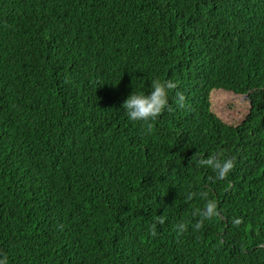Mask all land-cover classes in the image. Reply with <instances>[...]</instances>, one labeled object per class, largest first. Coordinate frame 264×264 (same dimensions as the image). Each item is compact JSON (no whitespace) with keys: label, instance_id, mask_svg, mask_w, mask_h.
Here are the masks:
<instances>
[{"label":"trees","instance_id":"16d2710c","mask_svg":"<svg viewBox=\"0 0 264 264\" xmlns=\"http://www.w3.org/2000/svg\"><path fill=\"white\" fill-rule=\"evenodd\" d=\"M157 79L168 105L132 121L123 102ZM212 90H252L243 118ZM195 154L235 166L217 179ZM0 254L264 264V0H0Z\"/></svg>","mask_w":264,"mask_h":264},{"label":"clouds","instance_id":"9594fccd","mask_svg":"<svg viewBox=\"0 0 264 264\" xmlns=\"http://www.w3.org/2000/svg\"><path fill=\"white\" fill-rule=\"evenodd\" d=\"M176 83L171 80H153L151 83V90L147 93L133 91L123 102L128 117L132 121L150 122L155 120L158 115L166 108L169 102V92L176 89ZM185 96L182 92H176V103L183 106ZM196 156V154L194 155ZM198 163L201 166H208L215 170L216 178L222 179L229 174L235 166L234 158H218L216 156H196ZM218 212L215 200L209 199L206 205L200 210V215L203 219L195 223V228L199 229L203 225L204 219L214 217ZM176 227L183 231L186 225L181 222ZM0 264H8L6 255L0 254Z\"/></svg>","mask_w":264,"mask_h":264},{"label":"rangeland","instance_id":"374dc122","mask_svg":"<svg viewBox=\"0 0 264 264\" xmlns=\"http://www.w3.org/2000/svg\"><path fill=\"white\" fill-rule=\"evenodd\" d=\"M211 110L224 123L236 124L247 111L246 99L231 93L212 90L209 94Z\"/></svg>","mask_w":264,"mask_h":264},{"label":"water","instance_id":"95a60500","mask_svg":"<svg viewBox=\"0 0 264 264\" xmlns=\"http://www.w3.org/2000/svg\"><path fill=\"white\" fill-rule=\"evenodd\" d=\"M252 92V90H249V91H247L245 94H243V95H241V96H243L244 98H248V95L250 94Z\"/></svg>","mask_w":264,"mask_h":264}]
</instances>
